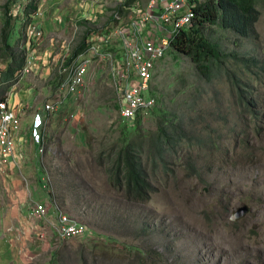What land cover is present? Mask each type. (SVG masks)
I'll return each instance as SVG.
<instances>
[{
  "label": "rangeland",
  "instance_id": "rangeland-1",
  "mask_svg": "<svg viewBox=\"0 0 264 264\" xmlns=\"http://www.w3.org/2000/svg\"><path fill=\"white\" fill-rule=\"evenodd\" d=\"M29 1L0 0V98L26 89L16 106L22 109L17 136L36 144L30 163L40 174L35 196L45 192L49 208L58 205L88 232L63 239L48 222L29 221L0 264H264V4L258 5L257 35L246 46L222 41L231 54L212 82L189 56L169 47L153 79L157 105L140 129L155 132L163 112L184 114L188 137L166 171L148 164L151 198L134 201L106 173L126 123L107 68L83 97H69L55 113L43 109L59 93V65L96 29L92 24L103 22L98 12L79 17L86 3L94 7L97 0H38L28 15L22 11ZM7 22L15 26L9 37ZM31 26L42 28L43 36L30 38ZM22 53L29 72L19 70L6 81ZM230 69L236 75L225 74ZM243 205L248 213L232 219ZM48 219H56L54 209ZM43 228L41 239L37 231Z\"/></svg>",
  "mask_w": 264,
  "mask_h": 264
},
{
  "label": "built area",
  "instance_id": "built-area-1",
  "mask_svg": "<svg viewBox=\"0 0 264 264\" xmlns=\"http://www.w3.org/2000/svg\"><path fill=\"white\" fill-rule=\"evenodd\" d=\"M200 1L148 0L145 5L133 1L128 17L122 12L116 14L115 20L90 32L84 50L73 58L72 53L62 61L59 65L62 74L58 82L59 93L52 96L43 109L55 113L66 104L69 97H83L97 73L106 67L114 83L121 117L130 123L146 118L157 105L153 79L158 64L168 52L170 40L193 24L194 6ZM42 36V28H29L30 38ZM166 39L168 45L164 44ZM20 72H29L27 64ZM20 125L21 119L10 109L8 99L0 101V180L14 156ZM37 141L40 152H43L44 134ZM52 209L56 213L55 220L48 219ZM28 220L32 224L48 222L63 239L83 236L88 232L87 225L72 218L58 205L49 208L47 201L32 205ZM8 232H15V229L9 227ZM37 234L43 239L46 232L43 228Z\"/></svg>",
  "mask_w": 264,
  "mask_h": 264
},
{
  "label": "trees",
  "instance_id": "trees-1",
  "mask_svg": "<svg viewBox=\"0 0 264 264\" xmlns=\"http://www.w3.org/2000/svg\"><path fill=\"white\" fill-rule=\"evenodd\" d=\"M133 1L135 0H127L126 5ZM37 2L38 0L29 1L27 8L22 12L33 14L37 10ZM261 3L264 4V0H202L194 6L193 24L189 29L176 34V37L170 40L171 46L189 56L200 74L205 76L208 82H212L218 74L217 69H222L225 57L231 54H227L225 50L227 47L222 41L244 47L257 35L256 25L262 14L258 5ZM124 6L125 4H122L118 7L109 23L116 19L115 15L121 13ZM13 29L15 26L7 22L4 27L6 37L14 32ZM92 31L94 30H89L83 36L71 58L84 50ZM5 45L9 44L5 42ZM20 56L4 74L6 81L13 80L24 66V53ZM231 72L230 69L225 74L229 77L232 74L236 75ZM153 94L155 95V92ZM0 100H5V96ZM140 121L133 123L125 121L119 142L114 143L110 149L106 173L109 182L128 199L148 201L154 190L148 164L153 162L154 169L161 168L166 171L169 158L176 156L180 147H183L182 142L188 137V129L184 114L173 115L163 112L157 117V130L151 134L142 132ZM100 162L107 165L102 158Z\"/></svg>",
  "mask_w": 264,
  "mask_h": 264
},
{
  "label": "crops",
  "instance_id": "crops-1",
  "mask_svg": "<svg viewBox=\"0 0 264 264\" xmlns=\"http://www.w3.org/2000/svg\"><path fill=\"white\" fill-rule=\"evenodd\" d=\"M126 2L127 0H97V3H95V5L93 4L94 7H90L92 2L86 3L87 5L83 9L84 12L81 11L82 15L79 17H87L88 19L86 13L89 17H93L95 12H98L97 20L101 19L103 22L99 25L96 23L92 24L98 29L107 25L113 18L116 9L120 5L126 4ZM130 4L131 3L125 5L123 9L130 11ZM105 8H107L106 15L100 14L99 12H105ZM96 29H94V31ZM24 85L30 87L31 83L26 81ZM25 92L26 89L21 88L19 93H13L7 98L10 109L18 115L22 114V109L20 106L17 108L16 106L18 104L20 105L19 99L25 96ZM19 94L21 96L20 98ZM19 137H21L20 134L17 138V147L11 163L0 180L2 190L0 197V262L5 254H13L14 249L10 247V243L21 239L17 238V232L22 229L26 230V226L29 225L28 213L33 203L35 201L43 202L47 200L46 197L42 199V197L45 196V192L44 196L40 194L39 197H37V195L35 196L34 193L40 190V184L36 181L39 179L40 174L33 171L30 165V163L33 162L32 157L34 156L36 144L30 138H27L28 135H25V137L21 139H19ZM9 227L14 228L16 232H8ZM29 232L25 231V234H29Z\"/></svg>",
  "mask_w": 264,
  "mask_h": 264
},
{
  "label": "water",
  "instance_id": "water-1",
  "mask_svg": "<svg viewBox=\"0 0 264 264\" xmlns=\"http://www.w3.org/2000/svg\"><path fill=\"white\" fill-rule=\"evenodd\" d=\"M249 211V207L247 205H243L239 207L236 211L233 212L232 219L237 220L244 217Z\"/></svg>",
  "mask_w": 264,
  "mask_h": 264
}]
</instances>
